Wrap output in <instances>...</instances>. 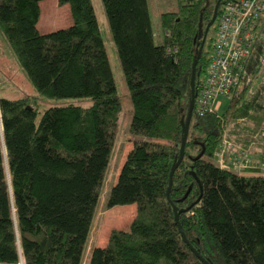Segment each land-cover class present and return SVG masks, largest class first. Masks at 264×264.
I'll list each match as a JSON object with an SVG mask.
<instances>
[{
  "label": "trees",
  "instance_id": "1",
  "mask_svg": "<svg viewBox=\"0 0 264 264\" xmlns=\"http://www.w3.org/2000/svg\"><path fill=\"white\" fill-rule=\"evenodd\" d=\"M42 1L0 0L1 38L39 96L91 104L49 107L36 123L30 96L0 98V264L83 263L117 136L120 104L91 1L57 0L68 5L71 24L41 32ZM225 1L203 44L195 92ZM216 2L176 0L175 11L159 16L163 42L157 45L147 0H101L132 105L130 133L140 139L127 152L107 202L133 204L135 216L127 230L110 231L87 264H203L191 249L209 264H264V64L250 75L255 87L250 81L229 95L222 114L218 102L203 116L193 106L167 195L201 43L198 26L209 24ZM224 135L249 151V175L217 163ZM172 205L183 209L178 223L187 243Z\"/></svg>",
  "mask_w": 264,
  "mask_h": 264
},
{
  "label": "rangeland",
  "instance_id": "2",
  "mask_svg": "<svg viewBox=\"0 0 264 264\" xmlns=\"http://www.w3.org/2000/svg\"><path fill=\"white\" fill-rule=\"evenodd\" d=\"M93 7L96 20L99 26L101 38L105 52L112 70L114 83L117 90V96L120 104L118 115V127L115 144L109 159L106 176L100 188V196L97 203V209L87 248L83 257V263L87 264L90 251L95 247H104L110 231L127 230L130 222L135 216V205H116L109 207L107 205L111 188L114 186L122 163L127 152L132 147L134 140L140 139L130 133V124L132 120V105L129 93L124 81V75L118 58L115 44L112 40L108 27L107 18L101 0H90ZM151 26L154 34V43L162 44L163 35L159 24V16L163 12L175 11L176 0H147ZM71 24L68 5H58L57 0H43L40 2V17L37 28L41 32H51L57 29L66 28ZM215 37L214 28L209 32V39ZM254 61V60H253ZM257 69L254 72H258ZM253 73V72H252ZM250 81L255 87V80L250 77ZM30 96L33 100V106L37 111L36 123L40 120L43 112L52 106L74 103L82 106H89V99L81 100H49L37 94L35 89L25 78L21 68L16 62L14 55L2 40L0 35V98L11 100L19 99L23 96ZM231 98L220 97L217 102L220 104L218 113L222 114L229 106ZM250 173H243L249 175ZM260 174H264L260 173Z\"/></svg>",
  "mask_w": 264,
  "mask_h": 264
},
{
  "label": "built area",
  "instance_id": "3",
  "mask_svg": "<svg viewBox=\"0 0 264 264\" xmlns=\"http://www.w3.org/2000/svg\"><path fill=\"white\" fill-rule=\"evenodd\" d=\"M219 10L210 60L194 100L198 116L213 112L219 97L240 94L255 67L264 64V0H226ZM259 131L264 136V129ZM225 137L214 154L219 166L230 165L236 173L252 168L249 151ZM249 138L259 144L257 136ZM259 167L264 172V164Z\"/></svg>",
  "mask_w": 264,
  "mask_h": 264
},
{
  "label": "water",
  "instance_id": "4",
  "mask_svg": "<svg viewBox=\"0 0 264 264\" xmlns=\"http://www.w3.org/2000/svg\"><path fill=\"white\" fill-rule=\"evenodd\" d=\"M220 1L221 0H217L216 4L214 6V9H213L211 20H210L209 24L205 27V29L202 30V27H201L200 24L198 26V36H197V38H201V43H200V45H199V47H198V49L196 51V54H195V56L193 58L192 65H191V75H190V83H189L190 84V100H189V105H188L186 117H185L184 120H181L182 137H181V142H180V147H179V154H178V157H177L175 163L172 165V168H171L170 173H169V185H168V189H167V195L170 192L172 175H173L174 171L176 170V168L178 167V165L180 164V162L183 159L185 143H186V139H187V135H188L189 123H190V120L192 118L194 100H195V96H196V92H195L196 67H197L198 60H199L200 55H201V51H202V48H203V44L205 42V38H206V35H207V32H208V29L214 24V21L216 20V16H217L218 8H219V5H220ZM28 108L30 109V107H28ZM201 155H202V153L199 154L196 158H199ZM172 209H173V212H174L175 222L177 223L178 229H179V231L181 233V237H182L183 241L187 243V240H186V238L184 236V233H183V231H182V229H181V227H180V225L178 223V214L180 212H182L183 209L182 210L181 209L178 210V208L176 206H174V205H172ZM191 250L194 253V255L203 264H209L208 262L203 260L194 249H191Z\"/></svg>",
  "mask_w": 264,
  "mask_h": 264
},
{
  "label": "crops",
  "instance_id": "5",
  "mask_svg": "<svg viewBox=\"0 0 264 264\" xmlns=\"http://www.w3.org/2000/svg\"><path fill=\"white\" fill-rule=\"evenodd\" d=\"M255 150H256V151H259V149H256V148H254L252 151H255ZM245 170H247V169H245ZM245 170H242V171H240L239 173H240V174H243ZM234 172H235V171H234ZM235 173H236V172H235ZM239 173H238V174H239Z\"/></svg>",
  "mask_w": 264,
  "mask_h": 264
}]
</instances>
